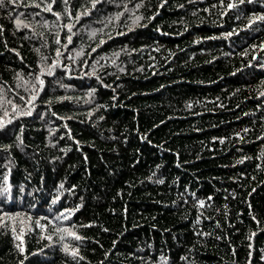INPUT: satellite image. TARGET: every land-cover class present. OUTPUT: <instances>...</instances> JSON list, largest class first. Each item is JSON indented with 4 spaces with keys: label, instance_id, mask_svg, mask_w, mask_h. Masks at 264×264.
Masks as SVG:
<instances>
[{
    "label": "trees",
    "instance_id": "16d2710c",
    "mask_svg": "<svg viewBox=\"0 0 264 264\" xmlns=\"http://www.w3.org/2000/svg\"><path fill=\"white\" fill-rule=\"evenodd\" d=\"M0 264H264V0H4Z\"/></svg>",
    "mask_w": 264,
    "mask_h": 264
},
{
    "label": "snow or ice",
    "instance_id": "6c2138e0",
    "mask_svg": "<svg viewBox=\"0 0 264 264\" xmlns=\"http://www.w3.org/2000/svg\"><path fill=\"white\" fill-rule=\"evenodd\" d=\"M14 2V0H13ZM3 3H4V0H0V6H3ZM50 71V70H49ZM38 82L42 85L43 84V81L42 80H38ZM74 235V234H73ZM76 239H81V237L79 236H75ZM76 253L73 252V255H75Z\"/></svg>",
    "mask_w": 264,
    "mask_h": 264
}]
</instances>
